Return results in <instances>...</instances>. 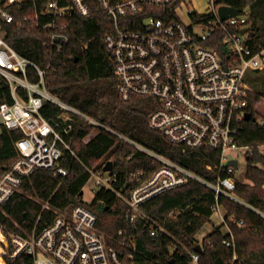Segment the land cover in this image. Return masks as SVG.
Wrapping results in <instances>:
<instances>
[{
	"label": "built area",
	"instance_id": "2783aa9c",
	"mask_svg": "<svg viewBox=\"0 0 264 264\" xmlns=\"http://www.w3.org/2000/svg\"><path fill=\"white\" fill-rule=\"evenodd\" d=\"M190 2L192 0H0V76L9 85L14 100L0 105V117L8 131L21 133L15 142L18 159L10 169L0 173V212L20 191L24 177L35 171L49 170L61 180L69 175L61 162L66 150L77 157L66 141L77 125L92 127L83 140L85 143L106 131L158 163L157 167L132 173V186L123 182L113 169L104 171L108 161L103 171L88 168L89 181L98 191H112L128 205L131 229L119 232L116 245L109 243L99 231L98 216L84 201L64 211L56 210L57 217L52 223L42 229L35 226L30 233L11 230L7 233V228L0 227V264L16 261L22 255L30 256L33 264H140L138 231L143 224L149 227L152 236L170 235V253L173 254L177 240L164 223L147 215L142 206L191 181L214 191L217 202L213 215H219L226 224L230 238L225 245L233 250V264H245V260L239 258L228 224L236 220L233 216L226 217L219 198L224 196L245 204L236 194V171L240 158L248 162L255 147L240 144L239 134L245 122L264 128V117L253 118L249 111L252 89L246 81L248 71L264 70V33L252 32L250 9L223 19L220 8L230 6L224 0H208L205 11L189 8ZM95 4L112 21V30L104 42L114 63L121 98L124 101L156 100L150 127L184 153L200 149L217 151L220 162L208 164L205 169L217 176L215 181L105 125L52 93L48 89L49 76L55 70L52 62L40 65L20 54L7 40L8 29L4 25L39 26L52 32L46 43V54L59 56L71 45L66 31L72 27V21L77 17L89 18ZM16 7L20 16L12 11ZM172 7L174 13L155 9ZM92 42L93 39L78 40L75 46L87 50ZM47 102L60 110L52 121L42 114ZM247 113L251 115L249 121ZM257 149L264 155V144ZM232 160L238 161L237 168L230 165ZM51 209L49 202L43 203V210ZM181 214L182 210H175L169 217ZM203 241H198L197 245L203 248ZM200 256L201 253L195 251L192 264H200Z\"/></svg>",
	"mask_w": 264,
	"mask_h": 264
},
{
	"label": "trees",
	"instance_id": "16d2710c",
	"mask_svg": "<svg viewBox=\"0 0 264 264\" xmlns=\"http://www.w3.org/2000/svg\"><path fill=\"white\" fill-rule=\"evenodd\" d=\"M224 3L240 11L250 9L252 32L262 33L264 29V0H224ZM157 11L174 13V8H155ZM18 16V8L12 9ZM29 11L25 10V13ZM171 16L174 17V14ZM8 29L7 40L23 56L40 64L52 62L55 70L48 79V89L67 103L100 120L105 125L131 137L146 147L155 150L196 173L216 180L213 172H207L206 165L218 164L220 154L210 150L182 149L171 143L161 132L150 127V115L156 110L153 98H133L124 101L118 92V79L110 52L104 39L112 30V21L98 4L93 5L89 18L77 17L66 33L71 45L59 56L46 54V43L52 32L39 26L17 23L4 25ZM93 39L89 49L75 46L78 40ZM72 55L73 58L68 56ZM264 94L250 93L249 111L253 118L255 108ZM11 89L0 76V105L13 103ZM60 110L50 102L45 103L42 114L54 120ZM92 127L77 125L74 132L66 137L77 157L68 150L62 159V166L69 170L64 179H57L49 170H37L24 177L20 191L3 205L0 212V227L5 231L23 234L32 232L35 226L42 229L52 223L58 211H64L78 204H84L82 191L90 179L88 168L103 171L104 163L113 160V172L123 182L131 181L132 173L157 167L152 159L140 153L133 146L106 131L100 132L89 142L83 140ZM19 132H10L2 125L0 135V173L8 170L18 159L15 142ZM239 143L255 147V153L247 162L248 183L237 180V196L245 203H239L221 196L219 204L226 217L233 216L236 223L229 222L236 250L245 264H264V155L257 146L264 144V128L245 122L240 129ZM39 201H37V200ZM49 202L51 210H43V203ZM217 200L213 190L191 181L168 191L142 206L145 213L165 224L169 233L177 240V248L170 253L171 236H152L145 224L138 231V262L140 264H192V254L198 243L197 235L212 220L213 206ZM98 216L97 227L107 241L116 245L119 232L131 229L127 219L128 205L109 190L97 192L94 201L86 204ZM175 210H182L177 217H169ZM243 221V225L239 222ZM230 238L226 224H222L204 238L200 264H233V250L225 245ZM7 264H33L28 255Z\"/></svg>",
	"mask_w": 264,
	"mask_h": 264
},
{
	"label": "rangeland",
	"instance_id": "374dc122",
	"mask_svg": "<svg viewBox=\"0 0 264 264\" xmlns=\"http://www.w3.org/2000/svg\"><path fill=\"white\" fill-rule=\"evenodd\" d=\"M207 2L208 0H192V2L189 3L188 7L198 11H205L207 8ZM184 17L185 20L187 21V17L186 16ZM261 32L264 33V29ZM246 81L249 87L252 89V91L256 93L264 94V70L248 71L246 74ZM256 111L258 112L257 118L259 120L262 117H264V98L261 100L260 103L257 104ZM1 133H2V119L0 117V135ZM247 165L248 164L245 158L241 157L240 167L236 171V177L238 178V180L244 183H248L246 179ZM97 191L98 189L94 186V183L92 181H89V183L84 188L83 200L87 203H92L94 201ZM221 224H224L222 218L217 214L213 215L211 222H209L197 235V240L199 242H202L206 236L212 233L215 230V228L220 226Z\"/></svg>",
	"mask_w": 264,
	"mask_h": 264
},
{
	"label": "water",
	"instance_id": "95a60500",
	"mask_svg": "<svg viewBox=\"0 0 264 264\" xmlns=\"http://www.w3.org/2000/svg\"><path fill=\"white\" fill-rule=\"evenodd\" d=\"M240 10L235 8V7H231V6H222L220 8V15L223 19H228L230 17H234L238 14H240ZM251 119V115L250 113H247L246 115V120L249 121ZM230 165L235 166L236 168L238 167V161L237 160H232L230 162ZM114 166V162L112 160L108 161L104 167V171H111L113 169ZM81 195H84V191H82ZM195 251L198 253H203V248L201 245H196L195 247Z\"/></svg>",
	"mask_w": 264,
	"mask_h": 264
},
{
	"label": "crops",
	"instance_id": "0c3cea01",
	"mask_svg": "<svg viewBox=\"0 0 264 264\" xmlns=\"http://www.w3.org/2000/svg\"><path fill=\"white\" fill-rule=\"evenodd\" d=\"M222 225V224H221Z\"/></svg>",
	"mask_w": 264,
	"mask_h": 264
}]
</instances>
